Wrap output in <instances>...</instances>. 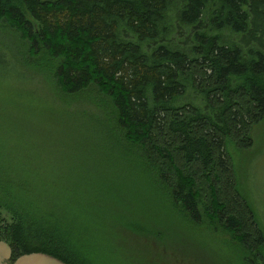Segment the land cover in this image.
I'll return each instance as SVG.
<instances>
[{
    "label": "trees",
    "instance_id": "16d2710c",
    "mask_svg": "<svg viewBox=\"0 0 264 264\" xmlns=\"http://www.w3.org/2000/svg\"><path fill=\"white\" fill-rule=\"evenodd\" d=\"M3 66L18 86L8 121L0 97V241L11 264L32 252L90 264L71 232L112 238L93 218L133 184L109 157L147 176L140 207L155 194L156 206L234 237L243 264H264V230L232 157L264 124V0H0V80ZM47 116L74 136L61 160L77 161L69 177L27 137L48 130ZM136 207L130 219L114 212V227L155 232L135 225Z\"/></svg>",
    "mask_w": 264,
    "mask_h": 264
},
{
    "label": "rangeland",
    "instance_id": "374dc122",
    "mask_svg": "<svg viewBox=\"0 0 264 264\" xmlns=\"http://www.w3.org/2000/svg\"><path fill=\"white\" fill-rule=\"evenodd\" d=\"M1 39L4 40L3 35ZM4 67L1 68L4 76L0 80V97H3L1 106L3 107L4 117L8 121L10 120L11 109L7 107L6 97H10L11 91L16 90L18 86L15 84L16 82H9L10 75ZM42 105H48V112L51 114L56 115L59 110L58 104L51 102L49 99L42 100ZM46 118L48 119V130L29 131L27 137L39 141L40 146H37V148H41L42 151L45 150L42 153L45 159L51 156L59 157L58 165L52 166L60 172L68 173L69 177V171L71 173L75 171L72 168L77 161L70 159V162L67 160L63 164L61 160L64 157H69L71 152L74 153L75 149L71 147L74 145V136L68 128H59L53 116H47ZM253 136V146L233 151L232 157L237 177L242 183V191L255 208L259 223L264 230L263 123L253 130ZM101 154L102 152L91 154L90 157L97 159ZM78 157L83 158L85 161L80 166V175L90 176L92 167L90 164L87 165L86 160L90 162L91 158L85 155ZM45 159L42 160L45 162ZM109 159L114 160L115 165H108L102 161L98 164L108 165L114 169H122L128 175L124 176L133 184H130L128 193L118 192L112 202L105 204L107 215L98 213L93 218L92 225L99 229L105 228L109 234L113 233L112 238H99L97 241L91 236L77 237L71 232L75 239L86 240V242H75V246L90 264H124L130 261L133 264H243V253H241L238 242L230 234L224 233L222 229L220 231L215 229V225L211 221L197 226L190 221L182 210L172 207L171 203V206L168 204L163 208L156 206L157 196L155 194H152L148 206L140 207V203L135 202V198L138 196V191L143 190V186L136 183L141 181L146 186L147 176L141 172L136 163L121 164L113 157H109L104 161ZM81 162H83L82 159ZM133 206H137L131 214L135 225L155 232L140 233V235L135 236L125 231L123 234L119 227L117 229L114 227V212L120 211L125 214L127 219H130L128 209ZM67 216L68 212L65 213L63 218L65 226L62 225L63 228H66V231L69 230L68 225H70V228L73 225V221ZM121 225L123 224L121 223ZM123 237L124 241L121 242ZM261 255L264 262V246L261 249Z\"/></svg>",
    "mask_w": 264,
    "mask_h": 264
},
{
    "label": "water",
    "instance_id": "95a60500",
    "mask_svg": "<svg viewBox=\"0 0 264 264\" xmlns=\"http://www.w3.org/2000/svg\"><path fill=\"white\" fill-rule=\"evenodd\" d=\"M12 248L5 241H0V264H11ZM13 264H67L60 258L45 252H32L19 256Z\"/></svg>",
    "mask_w": 264,
    "mask_h": 264
}]
</instances>
